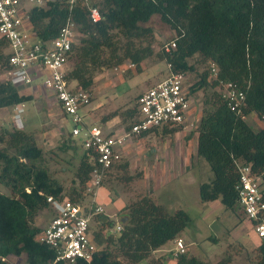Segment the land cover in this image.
<instances>
[{"label": "trees", "instance_id": "1", "mask_svg": "<svg viewBox=\"0 0 264 264\" xmlns=\"http://www.w3.org/2000/svg\"><path fill=\"white\" fill-rule=\"evenodd\" d=\"M89 1L101 13L98 22L91 21L84 0H50L46 8L33 6L28 10L31 30L42 42L55 39L69 18L77 24L78 41L72 46L67 74L76 87L90 92L97 71L123 65L126 60L141 69V63L155 52L154 31L145 24L156 14L175 31L176 47L158 53L174 71L190 74L196 72V64L218 65V79L209 81V71L205 70L189 85L191 94L202 89L206 92L196 126L197 155L208 161L213 177L200 185L199 193L203 202L220 199L226 209L246 218L236 190L240 179L237 163L251 164L253 172L264 181V127L254 129L243 117L256 113L264 122V0ZM8 49L7 40L0 38V70L9 68ZM219 80L235 82L244 90L243 113L232 111L213 89ZM32 99L12 81H0V109ZM137 108L125 114L136 120ZM181 127H163L162 131L175 133ZM72 140L79 142L72 137L61 148L71 147ZM0 145V183L11 191V195L0 192V264H11L12 257H22L26 264H49L56 259V252L38 241L42 228L34 220L39 211L51 208L48 197L65 199L64 185L43 166L44 150L33 133L3 128ZM96 164V154L85 149L76 170L79 187L74 186L68 196L74 203L81 204ZM129 165L122 156L107 172L102 185L113 175L112 170L116 179L131 181ZM122 210V229L117 233L104 234V226L114 224L104 213L92 217L91 229L93 220L102 227L92 230L100 248L91 261L57 264H166L162 259H149L167 242L180 238L191 222L185 210L170 214L164 205L144 193ZM124 217L125 222L121 221ZM173 257L175 264H208L187 250ZM218 264H232L231 257H224ZM254 264H264V238L259 239Z\"/></svg>", "mask_w": 264, "mask_h": 264}, {"label": "rangeland", "instance_id": "2", "mask_svg": "<svg viewBox=\"0 0 264 264\" xmlns=\"http://www.w3.org/2000/svg\"><path fill=\"white\" fill-rule=\"evenodd\" d=\"M145 25L152 27L154 31V54L141 63V69L136 65L128 68L131 61L126 60L121 65L124 66L121 72L115 70L116 66L97 71L94 86L90 91L91 103L84 109L89 114L94 108L98 111L95 116L98 119L102 115L119 114L124 124L121 125L126 129L135 118L128 117L125 111L138 107L139 95L169 74L168 63L158 53L162 51L163 45L174 37L175 31L158 14ZM7 51L9 52V49ZM196 57L192 58L191 62H194ZM71 64L69 62L70 66ZM196 68L195 73L187 74V85L199 80L200 73L209 71L208 64H196ZM41 78L38 77L32 85L36 86L35 89L32 86L17 85L21 93L30 94L33 99L22 105L23 109L18 113L20 121L13 118L15 113L12 107L0 109V132L3 128H17L33 133L44 150L43 166L53 178L64 185L65 199H69L72 188L79 187L76 183V170L85 148L79 138H76L79 142H70L71 147L61 148L65 141L72 138L69 132L73 122L69 117L64 121L60 109L55 106L56 101L42 87ZM7 80L11 81L6 71L0 70V81ZM15 82L19 81L16 79ZM213 89L218 91L217 88ZM205 93L202 89L194 94L195 104L190 114L195 116V122L190 120L175 133H165L162 128H158L146 136H132L127 141L122 156L129 161L128 175H132V180H118L112 170L113 175L102 185L97 203L103 206V213L114 222L110 228L104 226L103 232L117 233L114 229L123 215L121 209L144 193L164 205L170 214L183 209L190 215L191 222L180 235L190 255L201 257L207 260L208 264H218L228 256L231 257L232 264H254L259 239L254 236L250 222L240 216L239 212L226 209L220 199L203 202L200 198V185L210 182L213 177L208 161L197 155L196 126ZM85 119L91 122L88 116ZM245 119L254 129L264 127V122L256 113L247 115ZM95 121L99 124V121ZM192 122L194 126L191 125ZM157 167L161 168L163 175L160 174L157 179L155 175L151 178L150 172L155 171ZM90 182L88 179L87 184ZM0 192L11 195V191L1 183ZM83 194L80 203L84 206L90 204L93 197L87 193L86 188ZM55 215L56 209L51 206L50 209L39 211L34 223L43 229ZM100 227V223L93 220V228ZM175 246L173 240L167 242L161 247L162 251L153 252L149 260H165L164 254L170 255V250ZM120 259L126 262L122 257ZM10 262L26 264L22 257H12Z\"/></svg>", "mask_w": 264, "mask_h": 264}, {"label": "built area", "instance_id": "3", "mask_svg": "<svg viewBox=\"0 0 264 264\" xmlns=\"http://www.w3.org/2000/svg\"><path fill=\"white\" fill-rule=\"evenodd\" d=\"M49 1L0 0V38L9 44V68L5 71L11 81L14 83L17 79L19 82L15 85L31 86L38 77H42L44 88L55 96L65 116L73 122L70 135L79 138L84 148L97 156L91 182L86 185V191L93 200L84 206L70 199L60 201L48 197L57 214L37 236L38 241L56 252V259L49 264H57L58 261L76 263L78 260L91 261L100 248L90 227L92 217L104 212L103 206L97 203V194L107 172L122 157L127 141L150 129L173 128L190 120L195 122V116L190 114L195 98L187 85V73L174 71L168 63V76L139 95L137 119L130 129L122 134H108L96 124L86 123L84 109L91 103V93L67 79L72 46L78 41L77 24L69 18L59 35L49 42H42L31 30L28 10L33 6L46 8ZM70 1L74 3L76 0ZM84 4L88 7L91 21L98 22L101 19L99 9L89 0H84ZM176 40L172 38L162 49L170 52L176 47ZM134 66L130 63L128 68ZM123 67L116 66L115 70L122 71ZM218 76V65L210 62L209 81L218 79ZM216 88L232 111L243 113L246 95L237 83L219 80ZM23 104L12 107L14 119H19ZM237 166L240 172L236 186L239 203L257 237L264 238V181L253 172L251 164L237 163ZM121 229L119 222L114 230ZM175 243L173 255L177 257L186 251V247L182 237Z\"/></svg>", "mask_w": 264, "mask_h": 264}, {"label": "crops", "instance_id": "4", "mask_svg": "<svg viewBox=\"0 0 264 264\" xmlns=\"http://www.w3.org/2000/svg\"><path fill=\"white\" fill-rule=\"evenodd\" d=\"M121 72V71H120ZM34 84V83H33ZM32 84V85H33ZM31 85V86H32ZM41 85H42V87H44L43 86V84L41 83ZM35 86V85H34ZM34 86H32L33 88H34ZM35 88H36V86H35ZM34 88V89H35ZM46 90V89H45ZM47 91V90H46ZM48 92V91H47ZM51 96H52V99L53 100H55L56 101V103H55V106H58V108L60 109V111H61V114H62V116H63V119H64V121H66L67 119H68V117H66L65 116V114L63 113V111H62V109H61V107H60V105H59V103H58V101L56 100V98H55V96L54 95H52L50 92H48ZM2 109V108H1ZM90 110H92V109H90ZM101 110V109H100ZM96 112H98V111H96V110H94V108H93V111L91 112V113H87V111H84V115H85V118L88 116L91 120V122H89V121H87V119H86V123H88V124H96V125H98V126H100L102 129H103V131L105 132V133H110V134H122L125 130H127L125 127H123V123H122V120H121V117L119 116V114H117V113H115V114H117V115H114V114H112V115H110V116H105V115H102V117L101 118H95V116H96ZM88 114V115H87ZM91 114H93L92 116L94 117V118H92V116H91ZM15 117V115H13V118ZM20 118V117H19ZM95 119L97 120V121H99V124L95 121ZM19 121H20V119H18ZM21 124H23V122L21 121ZM121 124H123V125H121ZM160 169L161 168H159V167H157L156 169H155V171H151L150 172V177L152 178L154 175H155V179H157L158 177L157 176H159L160 174L161 175H163L162 173L163 172H160ZM148 177V176H147ZM100 190H101V188L99 189V191H98V194H97V197H98V195H99V193H100ZM246 221H248V222H250V225L252 226V223H251V221L246 217ZM47 226V225H46ZM253 228V227H252ZM253 232H254V236L257 238V239H259L258 237H257V235H256V233H255V231H254V229H253ZM174 242H175V240H173ZM175 249V248H174ZM174 249H172V250H170V255H166V254H164L165 255V257H164V261L166 262V264L167 263H170L171 261L173 262H175V258L173 257L174 255H173V250ZM160 251H162L161 250V248H159V249H157L156 251H154V252H160ZM163 255V256H164Z\"/></svg>", "mask_w": 264, "mask_h": 264}, {"label": "water", "instance_id": "5", "mask_svg": "<svg viewBox=\"0 0 264 264\" xmlns=\"http://www.w3.org/2000/svg\"><path fill=\"white\" fill-rule=\"evenodd\" d=\"M125 220H126V217H124L121 221L125 222Z\"/></svg>", "mask_w": 264, "mask_h": 264}]
</instances>
